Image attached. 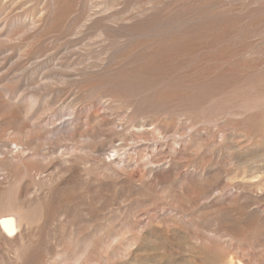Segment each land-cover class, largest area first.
<instances>
[{
  "label": "rangeland",
  "instance_id": "374dc122",
  "mask_svg": "<svg viewBox=\"0 0 264 264\" xmlns=\"http://www.w3.org/2000/svg\"><path fill=\"white\" fill-rule=\"evenodd\" d=\"M0 264H264V0H0Z\"/></svg>",
  "mask_w": 264,
  "mask_h": 264
},
{
  "label": "bare ground",
  "instance_id": "6f19581e",
  "mask_svg": "<svg viewBox=\"0 0 264 264\" xmlns=\"http://www.w3.org/2000/svg\"><path fill=\"white\" fill-rule=\"evenodd\" d=\"M0 229L8 237L16 235V220L12 216L0 218Z\"/></svg>",
  "mask_w": 264,
  "mask_h": 264
}]
</instances>
